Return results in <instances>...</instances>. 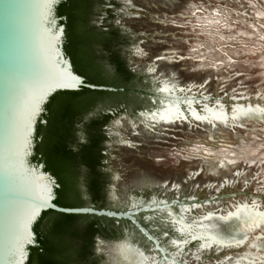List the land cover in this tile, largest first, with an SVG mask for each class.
<instances>
[{"label": "rangeland", "instance_id": "374dc122", "mask_svg": "<svg viewBox=\"0 0 264 264\" xmlns=\"http://www.w3.org/2000/svg\"><path fill=\"white\" fill-rule=\"evenodd\" d=\"M102 1L90 28L106 33L103 37L114 38V32L123 37L119 49L132 73L143 79L146 100L138 110L129 103L109 113L103 171L111 175L110 183L104 196L94 198L82 176L81 201L98 199L116 211L167 206L137 219L175 264H261L264 227L239 233V243L230 248L201 250L200 241H193L179 249L175 242L186 237L171 212L194 225L192 230L212 214L225 237L243 230L246 211L264 214V0ZM105 47L95 43L98 58L110 63ZM160 81L173 86L169 101L179 102L186 120L170 126L146 120L149 114L143 112L155 108L150 96ZM188 101L191 111L221 110L226 119L197 121ZM98 114L86 117L87 129ZM237 211L239 216L221 221ZM102 223L106 229L95 242L100 264H118L122 244L144 253L151 264L163 258L130 222Z\"/></svg>", "mask_w": 264, "mask_h": 264}, {"label": "water", "instance_id": "95a60500", "mask_svg": "<svg viewBox=\"0 0 264 264\" xmlns=\"http://www.w3.org/2000/svg\"><path fill=\"white\" fill-rule=\"evenodd\" d=\"M61 2L0 0V264H28L31 249L39 246L35 226L49 211L128 221L165 261L171 257L137 216L167 206L151 204L127 211L60 207L55 203L60 188L57 178L43 163L35 162L41 141L38 125L46 124L44 116L52 97L83 88L116 91L89 84L75 71L65 51L66 19L57 13ZM162 86L160 81L150 96L155 108L143 114L163 107Z\"/></svg>", "mask_w": 264, "mask_h": 264}, {"label": "trees", "instance_id": "16d2710c", "mask_svg": "<svg viewBox=\"0 0 264 264\" xmlns=\"http://www.w3.org/2000/svg\"><path fill=\"white\" fill-rule=\"evenodd\" d=\"M102 0H62L58 16L66 19L65 51L72 59L75 71L87 83L114 88L116 91H82L58 93L51 98L44 116L46 124L38 125L35 162L43 163L46 171L58 180L56 205L64 208L95 207L106 209L98 199L85 204L82 199L81 179L84 177L94 198L106 194L111 175L103 171L104 127L110 112L129 103L134 110L142 107L146 98L140 89L143 79L137 78L128 67L120 47L123 37L114 32V38L103 37L90 28L96 9ZM106 44L103 52L110 63L101 61L95 43ZM102 98V99H101ZM99 110L87 129L86 117ZM82 139L85 140L82 143ZM83 176V177H82ZM53 218L50 219V217ZM94 219L83 223L82 219ZM116 220L82 215H65L49 211L35 226L38 247L31 249L28 264H100L95 254L96 238L103 236L104 223Z\"/></svg>", "mask_w": 264, "mask_h": 264}, {"label": "bare ground", "instance_id": "6f19581e", "mask_svg": "<svg viewBox=\"0 0 264 264\" xmlns=\"http://www.w3.org/2000/svg\"><path fill=\"white\" fill-rule=\"evenodd\" d=\"M56 39V38H55ZM161 91L163 93V96L165 100L163 101L164 105L161 107L158 111L153 112L152 114H149L146 116V120L149 123H154L156 125H166L170 126L173 124H176V122H182L183 120H186V115L182 111V108L179 104V102L172 100L171 95L175 94V90L173 86H168L163 84L161 87ZM166 94V95H165ZM168 95V96H167ZM187 108L190 110L192 103L188 101ZM190 116L197 120V121H207V122H213V121H221L225 120L226 116L224 112L221 110H215V109H209L204 113L203 115L198 114L196 111H189ZM243 208L244 207H240ZM188 210V208H182L181 212L185 213V211ZM245 213V210L243 211ZM173 216V221L177 222V229L178 232L186 237V239L183 242H175V246H177L179 249H183L187 242H193V241H200V248L201 250H210L212 248H218V249H225L230 248L233 246H236L238 244V241L236 239V235L239 233H242L244 235H249L253 232H255L259 227L257 225L264 224V214L260 212H254V211H246L245 214V221L248 222L247 226L244 224L243 230L234 229V234L230 237H225L217 232L216 225L213 221L212 214H208L206 216L211 217V219H205V217L202 219L201 224L196 225L195 228L191 226L190 223H187L185 221L184 217H176L174 216L173 212H171ZM239 216V212H235L234 214L227 215L225 217H221V221H228L231 220L232 217ZM198 223V222H197ZM189 237V241L187 240ZM197 237L198 239L194 238ZM171 258L165 260L166 263H162L165 261L159 260L157 264H175L173 261H169ZM168 261V262H167ZM118 264H151V260L149 257H147L144 253L136 250L131 245L128 244H122L118 248ZM155 263V262H154ZM243 264V263H242Z\"/></svg>", "mask_w": 264, "mask_h": 264}, {"label": "snow or ice", "instance_id": "6c2138e0", "mask_svg": "<svg viewBox=\"0 0 264 264\" xmlns=\"http://www.w3.org/2000/svg\"><path fill=\"white\" fill-rule=\"evenodd\" d=\"M249 111H251V110H249ZM234 118H235V117H234ZM222 167H223V165H222ZM205 219H211V217L206 216ZM245 225L247 226V221L245 222ZM257 227H264V226L257 225ZM194 238L198 239L197 237H194ZM244 239H245V241H246L247 237H245ZM261 240H264V236H261ZM238 243H239V242H238ZM253 247H255V245H253ZM262 251H264V249H262ZM261 264H264V260L261 261Z\"/></svg>", "mask_w": 264, "mask_h": 264}, {"label": "flooded vegetation", "instance_id": "af4514ba", "mask_svg": "<svg viewBox=\"0 0 264 264\" xmlns=\"http://www.w3.org/2000/svg\"><path fill=\"white\" fill-rule=\"evenodd\" d=\"M109 31L108 32H110V31H113V29H108ZM147 115V114H146Z\"/></svg>", "mask_w": 264, "mask_h": 264}]
</instances>
